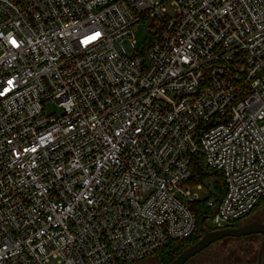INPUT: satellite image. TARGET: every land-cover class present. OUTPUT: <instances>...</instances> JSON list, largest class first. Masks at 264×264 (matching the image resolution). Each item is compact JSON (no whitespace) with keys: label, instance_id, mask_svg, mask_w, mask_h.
<instances>
[{"label":"built area","instance_id":"built-area-1","mask_svg":"<svg viewBox=\"0 0 264 264\" xmlns=\"http://www.w3.org/2000/svg\"><path fill=\"white\" fill-rule=\"evenodd\" d=\"M196 155L234 227L264 199V0H0V264L149 263L197 231Z\"/></svg>","mask_w":264,"mask_h":264},{"label":"trees","instance_id":"trees-1","mask_svg":"<svg viewBox=\"0 0 264 264\" xmlns=\"http://www.w3.org/2000/svg\"><path fill=\"white\" fill-rule=\"evenodd\" d=\"M151 25V24H150ZM153 35H149L148 42L141 47L142 53H146L152 43ZM192 177L190 183L194 186L203 184L208 179H215L216 193L209 192V196L203 200H197L189 205L190 210L196 215L197 218V231L195 235L187 239L171 240L161 251L156 254L157 259L161 264H171L184 250L191 245L198 242L204 235V231H214L208 222L212 219L215 208L208 206V200L214 199L216 205H219L225 194V183L223 175L220 172L212 170L207 166L204 158L201 155H196L191 164ZM252 211L254 212L262 203ZM251 212V213H252ZM250 213V214H251ZM154 257V258H156Z\"/></svg>","mask_w":264,"mask_h":264},{"label":"rangeland","instance_id":"rangeland-1","mask_svg":"<svg viewBox=\"0 0 264 264\" xmlns=\"http://www.w3.org/2000/svg\"><path fill=\"white\" fill-rule=\"evenodd\" d=\"M169 14H173L172 9L169 10ZM148 38L149 31L144 26L140 25L136 31V40L138 46H144L148 42ZM52 113L61 115L62 109L59 108L56 103L48 102L46 104V114L51 115ZM202 185L204 190L200 191V200L207 198L209 196V192L216 193L214 178L206 180ZM263 209L264 202L254 212L246 217L252 218L256 213ZM245 218L240 220L242 221L241 223H243V219ZM208 224L210 227H213L212 219L209 220ZM259 251V244L247 249L243 245L232 246L230 245V241L220 240L209 246L203 253L195 256L187 264H257ZM262 257V264H264V252ZM154 259H151L149 263L154 261Z\"/></svg>","mask_w":264,"mask_h":264},{"label":"water","instance_id":"water-1","mask_svg":"<svg viewBox=\"0 0 264 264\" xmlns=\"http://www.w3.org/2000/svg\"><path fill=\"white\" fill-rule=\"evenodd\" d=\"M252 234L264 235V224L252 223L246 226H240L236 228L232 227L222 230L204 231L203 237L198 242L184 250L171 264H187L190 259L205 251L213 243L223 240L225 238L244 237ZM263 252L264 242L259 251L257 264H262ZM154 260V262L148 264H161L157 257Z\"/></svg>","mask_w":264,"mask_h":264},{"label":"flooded vegetation","instance_id":"flooded-vegetation-1","mask_svg":"<svg viewBox=\"0 0 264 264\" xmlns=\"http://www.w3.org/2000/svg\"><path fill=\"white\" fill-rule=\"evenodd\" d=\"M246 218L243 219V223H241L242 221L238 222L234 226V228L240 227V226H246V225H249V224H252V223L264 224V216H259V217L253 216L252 218H249V217L247 219ZM223 240L230 241V245H232V246L243 245L245 248L250 249L254 245L259 244V247L261 248V246H262V244L264 242V235L263 234H252V235H248V236H244V237L225 238ZM203 252H201V253H203ZM154 261H152V262H154ZM152 262H150V263H152Z\"/></svg>","mask_w":264,"mask_h":264},{"label":"crops","instance_id":"crops-1","mask_svg":"<svg viewBox=\"0 0 264 264\" xmlns=\"http://www.w3.org/2000/svg\"><path fill=\"white\" fill-rule=\"evenodd\" d=\"M255 217L264 216V209L254 215Z\"/></svg>","mask_w":264,"mask_h":264}]
</instances>
